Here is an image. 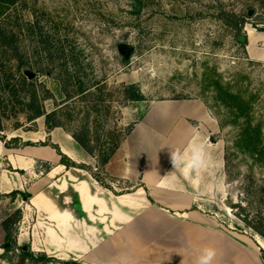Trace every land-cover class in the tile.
Returning <instances> with one entry per match:
<instances>
[{"label":"rangeland","instance_id":"1","mask_svg":"<svg viewBox=\"0 0 264 264\" xmlns=\"http://www.w3.org/2000/svg\"><path fill=\"white\" fill-rule=\"evenodd\" d=\"M227 12L244 17L241 32L235 21L227 22ZM0 24L17 35L29 66L24 72L34 73L37 84L43 85L41 96L44 89L52 92L53 98L43 100L45 109L66 114L60 115L65 125L61 128H89L97 160L89 167L119 194L133 190L132 185L122 178L116 182L106 171L101 149L119 141L120 172L132 118L142 113L138 102L202 100L220 123L214 139L219 142L217 152L224 155L225 171L213 200L203 195L195 207L201 205L221 229L264 239L257 230L264 226V151L238 144L244 119L235 122L236 115L247 113L261 125L264 138V31L259 30L264 28V0H16ZM1 63L16 64L17 58L0 49V68ZM227 83L251 103L229 99L221 87ZM131 86L141 90L144 100L128 98ZM3 93L0 88V122L6 128L0 134L12 138L41 130L44 143L51 142L46 133L54 128L45 117L27 123L24 114L14 116ZM17 121L24 126L14 129ZM39 166L45 170L47 164ZM49 194L59 208H66L65 198L55 191ZM31 197L26 191L0 198L1 227L10 220V233L3 228L0 264H44L28 257L21 248L26 245L17 242L23 217L14 223L20 216L18 204ZM57 261L48 264H81L72 258Z\"/></svg>","mask_w":264,"mask_h":264},{"label":"crops","instance_id":"2","mask_svg":"<svg viewBox=\"0 0 264 264\" xmlns=\"http://www.w3.org/2000/svg\"><path fill=\"white\" fill-rule=\"evenodd\" d=\"M138 103L142 113L132 118L122 169L119 148L104 165L116 182L130 181V192L119 194L114 184L105 185L87 170L61 164L52 146L38 144L45 141L41 130L20 134L36 145L7 147L0 140V198L16 191L32 195L18 204L23 214L18 244L81 264H197L206 247L217 251L213 264H264L259 240L219 228L201 205L195 207L203 195L213 200L221 189L225 163L214 139L221 128L217 118L198 99ZM47 136L74 162L97 163L63 128ZM44 162L52 165L50 171L40 169ZM49 191L65 198L66 208ZM152 214L174 223L175 236L151 224ZM5 236L0 225V254Z\"/></svg>","mask_w":264,"mask_h":264},{"label":"trees","instance_id":"3","mask_svg":"<svg viewBox=\"0 0 264 264\" xmlns=\"http://www.w3.org/2000/svg\"><path fill=\"white\" fill-rule=\"evenodd\" d=\"M16 0H0V17L4 14L5 10H7L8 6L10 4H14ZM225 17L228 23L231 21H235V24L239 31H242V26L245 23V19L242 16H238L236 13H225ZM259 30L264 31V28H260ZM16 37L17 35L13 31H9L6 29L5 26L0 24V49L3 50L6 54L9 53L11 57L17 58L16 64H10L9 65H3L1 63L0 68V88L4 91L3 96L6 98V101L12 106L13 114L14 116H18L19 114H24L25 119L27 123H34L37 119L40 117H45L46 124L51 127H63L65 128L64 123L61 121V116L66 115L65 113H61L59 115V112L57 110H53L51 112H48L44 105L43 100H47L50 98H53V94L49 89H44V96L42 97L40 92V87H43V85L39 86L36 82V79L32 78L30 79L29 76L24 72V69L29 67L26 62L23 61V51L17 45L16 43ZM11 60H9L10 62ZM66 71L67 68H65ZM69 73V72H68ZM71 78V74H68ZM135 86L128 87V98L130 100H144V97L141 93V90L136 88ZM221 87L225 91V95L229 99H235L237 102H241L244 99L242 91H235L230 85V83H227L226 86L221 85ZM131 89V90H130ZM133 89V90H132ZM72 97V96H71ZM246 100V99H244ZM248 101V100H246ZM245 102V101H244ZM248 104L251 103V100L246 102ZM13 116V115H12ZM237 121L240 122L242 118L244 121L240 124V132H239V139H237L238 144H244L246 147H249L255 152L262 153L264 151V138H263V132L261 125L255 124L253 119L249 117V115L246 113H241L239 115H236ZM223 124V123H222ZM24 125L20 123V121H17L15 123L14 129L22 128ZM34 130V129H32ZM68 130V129H67ZM0 131L5 132L6 128L2 126L0 122ZM69 133L73 136V138L91 155L95 156L96 154V146L92 145L94 140L90 138L91 131L87 126H82L81 129L68 130ZM100 140V137L97 138ZM0 140L5 142L7 147H21V146H27V145H36L35 143H32L30 141L24 142L20 137H12L8 138L6 134L1 135L0 134ZM114 143H105L102 145L101 149V156H102V163L103 165H106L109 160L111 159L112 155L115 153V151L119 148V141H113ZM39 145H50L52 146L57 153L60 155L61 164L65 165L67 168H80L89 171L98 181H101L99 177L93 172V170L90 169L89 166L85 164H78L74 162L68 155H66L64 152H62L61 148L52 142H41L38 143ZM111 144V145H110ZM47 164V167L45 169L46 172L50 171L52 168V165L45 162ZM14 193H19L18 191ZM24 192H20L22 194ZM30 195V193L28 192ZM18 213H20V216L14 220V223L19 221V219L22 217V211L18 210ZM10 220H6L3 222V228L7 233L9 232V226H10ZM259 234L264 237V226L257 228ZM261 245L264 246V239L259 240ZM24 253L31 257L32 259L38 258L39 260L43 261L44 264H48L50 262H53L54 260L57 261V259H54L53 257H49L47 254H34L30 247H21ZM61 262L60 260L56 263Z\"/></svg>","mask_w":264,"mask_h":264},{"label":"clouds","instance_id":"4","mask_svg":"<svg viewBox=\"0 0 264 264\" xmlns=\"http://www.w3.org/2000/svg\"><path fill=\"white\" fill-rule=\"evenodd\" d=\"M197 151H200V147L198 146ZM217 251L213 247H206L202 250V253L197 258V264H213L216 259Z\"/></svg>","mask_w":264,"mask_h":264},{"label":"bare ground","instance_id":"5","mask_svg":"<svg viewBox=\"0 0 264 264\" xmlns=\"http://www.w3.org/2000/svg\"><path fill=\"white\" fill-rule=\"evenodd\" d=\"M150 220H151V224L152 221L154 220V225L155 227L161 229V228H169L172 232H175V228L173 227V225L168 222L167 220L160 218V216H155V215H150ZM146 227V226H145ZM142 240V239H141Z\"/></svg>","mask_w":264,"mask_h":264},{"label":"water","instance_id":"6","mask_svg":"<svg viewBox=\"0 0 264 264\" xmlns=\"http://www.w3.org/2000/svg\"><path fill=\"white\" fill-rule=\"evenodd\" d=\"M241 39L244 40L245 39V36L242 35L241 36ZM35 77V74L34 73H31V75L29 76L30 79L34 78Z\"/></svg>","mask_w":264,"mask_h":264}]
</instances>
